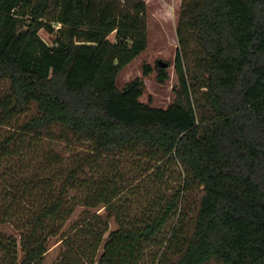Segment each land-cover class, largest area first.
Returning a JSON list of instances; mask_svg holds the SVG:
<instances>
[{
    "label": "trees",
    "instance_id": "1",
    "mask_svg": "<svg viewBox=\"0 0 264 264\" xmlns=\"http://www.w3.org/2000/svg\"><path fill=\"white\" fill-rule=\"evenodd\" d=\"M146 13V0H0V82L9 83L0 123L36 108L0 138V223L18 230L0 231V264L43 263L79 201L69 193L76 186L118 224L109 230L99 213L76 222L62 234L58 264H264V0H182L179 85L167 106L141 99V76L117 83L148 45ZM53 20L61 25L50 44L39 30L54 32ZM157 69L164 81L166 67ZM54 128L86 144L91 158L146 157L129 188L162 180L172 162L182 183L128 216L115 202L123 182L81 181L89 156L57 186L7 178L2 163L23 151L26 136ZM192 190L201 191L193 206Z\"/></svg>",
    "mask_w": 264,
    "mask_h": 264
},
{
    "label": "rangeland",
    "instance_id": "2",
    "mask_svg": "<svg viewBox=\"0 0 264 264\" xmlns=\"http://www.w3.org/2000/svg\"><path fill=\"white\" fill-rule=\"evenodd\" d=\"M146 2L148 45L142 53L121 68L117 76V83L119 87H123L129 80L141 76L145 82V90L141 99L150 101L153 105L167 106L174 101L176 87L179 85V77L175 69V57L179 46L177 24L182 0H146ZM52 23L55 26L54 32L44 27L39 30L40 35L50 44L55 41L56 29L61 25L55 20ZM114 35L113 32L110 37L114 38ZM159 59L169 62L166 67L169 76L164 81L160 80L158 76L157 63ZM145 64L152 66V70L148 74L144 73ZM8 84L7 81L0 82V94L4 95L7 92ZM35 112L36 108L32 106L31 109L16 115L14 118L4 119L0 123V138L9 136L23 120ZM54 130L52 131L55 134L58 128H54ZM21 143L23 151L12 157H7L6 161L2 163V171L7 174L9 172L7 178L16 177L20 180L38 177L42 183L47 180L57 186L60 185L61 180L68 174L71 167L84 163L89 156V161H87L89 166L82 172L81 181H93V178H96L98 182H101L107 177H113L116 183L123 182L121 184L127 187L124 192L120 193L115 202L120 212L123 213L125 209L128 216L139 211L141 207L151 202L150 200L162 199L173 189L178 188L183 180V169L177 163L172 162L166 167L162 180L152 181L151 178L148 180L146 176L140 183H132L130 186L134 185L129 188V183L133 182L132 180L137 176L144 174L146 164H148L147 158L142 155L125 152L116 157L99 156L91 158V149L86 144L78 142L71 136L68 139L57 134L28 135L26 140ZM22 183L23 181H20L17 184L22 185ZM192 191L187 194V200L193 206L201 191ZM14 192L16 193L17 190L14 189ZM69 193L70 197L77 196L79 201L72 214L62 224L60 232L50 237L49 248L42 264H58L66 249L61 243L62 234L69 232L76 222L93 213H99L98 215L102 219L109 222V230L117 227L116 216L108 217L104 206H88L83 202L88 194L86 189L76 186ZM185 203H187L186 199ZM0 231L18 233L12 224L0 223ZM107 234L108 232L105 236ZM19 256L20 259L23 258L22 251H20Z\"/></svg>",
    "mask_w": 264,
    "mask_h": 264
},
{
    "label": "water",
    "instance_id": "3",
    "mask_svg": "<svg viewBox=\"0 0 264 264\" xmlns=\"http://www.w3.org/2000/svg\"><path fill=\"white\" fill-rule=\"evenodd\" d=\"M158 63L163 66V67H167L169 65V62L168 61H165V60H162V59H159L158 60Z\"/></svg>",
    "mask_w": 264,
    "mask_h": 264
}]
</instances>
